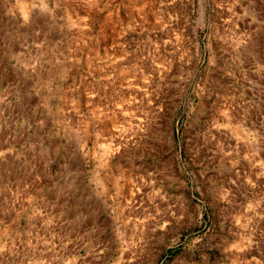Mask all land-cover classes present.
I'll list each match as a JSON object with an SVG mask.
<instances>
[{
	"label": "rangeland",
	"instance_id": "374dc122",
	"mask_svg": "<svg viewBox=\"0 0 264 264\" xmlns=\"http://www.w3.org/2000/svg\"><path fill=\"white\" fill-rule=\"evenodd\" d=\"M0 102L65 184L0 264H264V0H0Z\"/></svg>",
	"mask_w": 264,
	"mask_h": 264
},
{
	"label": "crops",
	"instance_id": "0c3cea01",
	"mask_svg": "<svg viewBox=\"0 0 264 264\" xmlns=\"http://www.w3.org/2000/svg\"><path fill=\"white\" fill-rule=\"evenodd\" d=\"M6 105V102H0V108ZM45 136L46 134L41 133L23 135L14 133L9 118L7 116L0 118V195L3 194L2 199L5 200V204H7V190L16 188L27 192L28 189L29 192L25 193L26 204L24 207L31 206L34 203L33 200L36 199L37 205L34 208L38 211L39 206L44 205L45 188L57 191L59 194L60 190L65 188V184L60 182V167L45 165L42 155V148H45L43 144ZM24 138H26V143H23ZM24 144H29L30 147L23 150ZM49 151L51 152V148ZM39 191L42 192L40 198L35 196ZM54 200H56V204ZM2 201L0 200V204ZM63 201L65 198L56 197L51 202L55 210H59ZM39 202H41L40 205H38Z\"/></svg>",
	"mask_w": 264,
	"mask_h": 264
}]
</instances>
